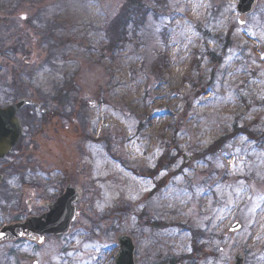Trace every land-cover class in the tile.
Here are the masks:
<instances>
[{"label":"rangeland","instance_id":"rangeland-1","mask_svg":"<svg viewBox=\"0 0 264 264\" xmlns=\"http://www.w3.org/2000/svg\"><path fill=\"white\" fill-rule=\"evenodd\" d=\"M131 2L150 3L0 0V106L26 95L50 115L21 155L32 204L81 191L67 236L0 244V264H113L122 233L135 264H264V0L246 17L237 0H156L110 54ZM11 162L12 216L28 205Z\"/></svg>","mask_w":264,"mask_h":264},{"label":"water","instance_id":"water-1","mask_svg":"<svg viewBox=\"0 0 264 264\" xmlns=\"http://www.w3.org/2000/svg\"><path fill=\"white\" fill-rule=\"evenodd\" d=\"M256 0H238L236 11L239 16H246L253 10ZM28 105H36L30 99H19L12 105L0 108V159L4 158L18 141L22 134L21 124L16 117L17 112ZM1 179V176H0ZM78 192L70 185L65 192L54 203L49 204V210L42 216L30 217L24 222L6 225L0 230V241L16 240L22 236L32 238L41 237L44 234H67L72 220L77 215V209L73 206L78 201ZM240 228L238 222H234L229 231L233 232ZM119 244L113 261L114 264H134V245L132 240L125 234L117 236ZM264 253V248H263ZM30 264H36L32 260ZM233 264H242V255L238 253Z\"/></svg>","mask_w":264,"mask_h":264},{"label":"flooded vegetation","instance_id":"flooded-vegetation-1","mask_svg":"<svg viewBox=\"0 0 264 264\" xmlns=\"http://www.w3.org/2000/svg\"><path fill=\"white\" fill-rule=\"evenodd\" d=\"M57 91H59V90H57ZM62 93H63V91H62ZM56 96H58V92H57ZM38 102L41 105V102L40 101H38ZM41 108L37 109L36 107L32 106V107H29L28 109L24 110V111H26L25 112L26 114H24V117L26 118L27 122H29V120L31 122H32V120H34L33 123L35 124V121H36L37 125L40 127V129H38V131L36 130L34 132L29 133L31 135L30 138H29L30 141H26L25 140L26 138H23V136H24V132H23V135L20 137V139L16 143V145L12 148V151L8 154V156H6L3 159H0V176H1V179H0V191L6 189V183H7V178H8L7 174H10V172L9 173L7 172L9 170V166L5 167L3 165L1 166V164L5 160H10V161H12L11 163H13L15 165L14 166L15 169H13V170L15 172L14 173V176L16 178L15 181L17 182L16 189L18 190L17 192H19V195L21 196V199L19 201L20 202L21 201L22 202L26 201L27 205H28V207L25 210H22V211L20 210V208H17L18 206L14 209L13 208L14 205H13L11 207L13 209L12 210V212H13L12 216L9 215V214L6 215L8 213V210H7V212L4 213V211H5L4 209L7 208V207H10V206H6V207L4 206L3 208H1L0 209V228H2L5 225L13 224V223H16V222H21V221L25 220L29 216H39V215L43 214L47 210L46 209V204L47 203H51L54 200H56V198L63 191V189H62V191L54 199H52L50 201H46V202L45 201H41V202L38 203L37 207H36V205L34 206L32 204V197H33V192H34V190H33L34 189V187H33L34 180L30 179V180L26 181V179H25L28 175L30 176V174H28V170L32 171V166H29L27 168L24 167V169H22V166H21L22 157H23L21 155L24 153L25 148L31 147V146L36 147V145H34V143L36 141L35 140L36 137L49 124V116L50 115L47 114V113L43 114L41 112V110H42ZM21 114H23V113H21ZM23 131H24V127H23ZM12 152L14 153V156L13 157L10 156V158H8L9 155ZM2 168H4V169H2ZM4 202L8 203L6 200ZM57 238H60V235H45L43 237H40L39 239L38 238H36V239L32 238V239L28 240V242L29 241H37V240H46V239H57ZM20 240H25V238L24 239H20ZM9 242L10 241L4 240V241L0 242V244H9ZM5 262H7V260ZM36 264H38V263H36Z\"/></svg>","mask_w":264,"mask_h":264},{"label":"trees","instance_id":"trees-1","mask_svg":"<svg viewBox=\"0 0 264 264\" xmlns=\"http://www.w3.org/2000/svg\"><path fill=\"white\" fill-rule=\"evenodd\" d=\"M158 1V0H157ZM149 5H147L145 2H143V4H142V6L140 5V3H138V2H131V5H132V8L131 7H129V8H125L124 9V12H123V16H125L126 15V23L124 24V26H123V30L120 32V34H119V36L118 37H115V38H113V40H112V42L109 44V46H108V48H112V50H111V52L113 53V52H115V50H116V48L117 47H119V45H122V42L124 41H127L126 40V37L130 34V33H137L138 32V28L139 27H142L141 25H143L144 23H146V20H145V16H147L148 15V13H150V12H152V10H153V7H154V4H155V2H156V0H149ZM160 2V1H159ZM158 3V2H157ZM162 3H164V0H161V4ZM160 4V5H161ZM134 6H135V8L137 9V12H138V14H141L142 15V17H140V19H141V22H142V24H134L132 21H133V19H134V13L132 12V13H130V11L134 8ZM145 7H147V11H145ZM143 8V10H142V12H140V9H142ZM129 13H130V15H129ZM146 14V15H145ZM130 23H132L133 24V28L131 29V30H127L126 31V27L130 24ZM123 25V23H121V25H120V27ZM151 64V63H150ZM165 68H166V65H165V62H164V65L162 66V68H161V70L159 71V72H164L165 71ZM156 69L157 70H159V67H158V65H157V67H156ZM221 141H218L217 142V144L219 145V143H220ZM214 147V145L212 146V148Z\"/></svg>","mask_w":264,"mask_h":264}]
</instances>
